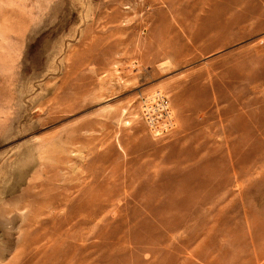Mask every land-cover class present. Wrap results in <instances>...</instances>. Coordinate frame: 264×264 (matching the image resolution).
<instances>
[{"label": "rangeland", "instance_id": "374dc122", "mask_svg": "<svg viewBox=\"0 0 264 264\" xmlns=\"http://www.w3.org/2000/svg\"><path fill=\"white\" fill-rule=\"evenodd\" d=\"M0 264H264V0H0Z\"/></svg>", "mask_w": 264, "mask_h": 264}]
</instances>
